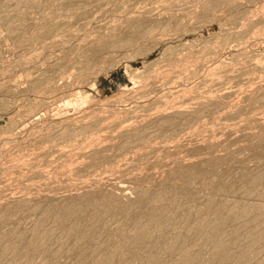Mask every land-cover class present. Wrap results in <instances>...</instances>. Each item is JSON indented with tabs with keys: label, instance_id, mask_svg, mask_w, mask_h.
<instances>
[{
	"label": "rangeland",
	"instance_id": "1",
	"mask_svg": "<svg viewBox=\"0 0 264 264\" xmlns=\"http://www.w3.org/2000/svg\"><path fill=\"white\" fill-rule=\"evenodd\" d=\"M262 189L264 0H0V240L31 243L58 206L86 207L70 221L87 234L67 247L56 234L32 264H177L194 250L202 264L251 207L227 264L253 235L247 264H264ZM112 201L91 225V204ZM154 211L163 231L125 244ZM211 217L227 230L197 225Z\"/></svg>",
	"mask_w": 264,
	"mask_h": 264
},
{
	"label": "bare ground",
	"instance_id": "2",
	"mask_svg": "<svg viewBox=\"0 0 264 264\" xmlns=\"http://www.w3.org/2000/svg\"><path fill=\"white\" fill-rule=\"evenodd\" d=\"M200 169V168H199ZM255 178V177H254ZM252 180H254V179H252ZM256 180V179H255ZM254 180V181H255ZM250 181V180H249ZM256 181H258V180H256ZM256 181H255V183H256ZM253 183L254 182H252L251 183V185H250V190H253ZM260 185V184H259ZM255 186V185H254ZM256 189V188H255ZM262 191V193H261V195L262 196H264V189H262L261 190ZM260 195V194H259ZM158 199H160V200H165V198L166 197H164L163 195H160L159 197H157ZM169 198V197H168ZM173 198V197H172ZM264 198V197H263ZM96 199V198H95ZM176 199V198H175ZM87 200V199H86ZM159 200V201H160ZM179 200V199H178ZM261 200V199H260ZM88 202H90L89 200H87ZM158 201V202H159ZM227 201V200H226ZM87 202V203H88ZM96 202V201H95ZM157 202V201H156ZM171 202H173V203H171ZM171 202H167L168 203V206H171V204H174V206H175V200L173 199ZM86 203V202H85ZM84 203V204H85ZM115 203V202H114ZM114 203H113V201L112 202H110V203H105V204H94L93 203V205L91 204V206L90 207H92L94 210H95V215L93 216V220H92V223H91V225L92 224H95V225H97V224H99L98 222L100 221V220H102V218L105 216V215H107L108 213H109V211H110V209H111V205H114ZM164 203V202H163ZM161 204V206H162V208L164 207V205L165 204ZM89 204V203H88ZM149 204H152V203H149ZM154 204V203H153ZM177 204H181V202L180 203H177ZM213 204V203H212ZM211 204V205H212ZM238 205V204H237ZM150 206H152V205H150ZM158 206V205H157ZM179 206V205H178ZM155 207V206H154ZM166 207V206H165ZM180 207V206H179ZM241 207V206H240ZM84 208H86V207H81L80 206V204H79V202H77V201H74V202H68V203H66V204H64V205H61V206H58L57 208H55L54 209V211L52 212V213H50V214H48L47 216H46V218L44 219V220H41V221H39V222H37L35 225H34V227L32 228V232H33V239H32V241H30L31 243H28L23 237L22 238H18V239H16V238H14L13 236H11V235H8L6 238H4V239H2V240H0V260L1 259H3V258H5V257H10V256H13V257H16V258H18L19 259V261H20V263L21 264H32L33 263V258L36 256V255H38V254H40V253H42L43 252V246H45L44 244L45 243H49V241H51L52 239L54 240V237H56V234H58L59 235V242L62 244V246H64V247H67V246H69V243H71V242H73V243H75V241H78V240H81L87 233H86V231H82L81 229H79V226L78 225H80L79 223H78V225L77 224H72V222H73V220H72V222L70 221L72 218H73V216L75 215V213H81L80 211L81 210H83ZM115 208V207H114ZM152 208V207H151ZM158 208V207H157ZM156 208V209H157ZM170 208V207H169ZM172 208H174V207H172ZM172 208H170V209H172ZM178 208V207H177ZM176 208V209H177ZM156 209H154V210H156ZM161 209V208H160ZM164 209V208H163ZM170 209H168V210H170ZM180 210H182V208H179ZM212 209H213V207H212ZM34 210V209H33ZM88 210H89V212H90V210H91V208H88ZM132 210V209H131ZM130 210V211H131ZM229 210V209H228ZM164 211V210H163ZM166 211H167V209H166ZM209 211V210H208ZM86 212V211H85ZM89 212H86V213H89ZM151 212V211H150ZM149 212V213H150ZM168 212V211H167ZM254 212H255V209L253 208V207H251V208H238L237 210H235V219H233V220H235V224H234V226L230 229V230H228V235H226V237L227 236H229V239H232L231 241L228 239L227 241L226 240H219V239H215L216 241H215V243H214V248H213V252L211 253V256H210V260L209 261H207L206 260V262L204 261V263H202V264H227V260H229V258L231 257V254H232V248L235 246V247H237V246H240L241 244H238L239 242H237L238 240H236V239H233V238H235V236L237 235V232H240V231H238L240 228H241V226L244 224V221L246 220V219H248L250 216H252L253 214H254ZM91 213V212H90ZM154 213H155V211H154ZM169 213V212H168ZM171 213V212H170ZM260 213H262V212H260ZM126 214H127V212H126ZM151 214V216L147 219V218H145L144 220L146 221V222H142V219L140 220L142 223H140V224H142V225H139V227H137L138 228V230L136 231L135 229V231H136V233H134L133 235H131V236H128L127 238H126V242H125V244L127 243V242H130V244L131 245H134V246H136V245H138L141 241H143V240H145V239H147V238H149V237H152L155 233H156V231H158L159 230V228H160V223H161V220H163L162 219V217H163V214H162V212H157V213H155L154 215H153V213H150ZM84 215H85V213H84ZM89 215V214H88ZM93 215V214H92ZM91 215V216H92ZM164 215H166V214H164ZM189 215V214H188ZM234 215V214H233ZM257 215V214H256ZM148 216H149V214H148ZM190 216V215H189ZM211 216V215H210ZM215 216V215H214ZM144 217V216H143ZM178 216L176 215V217L175 218H177ZM222 217V216H221ZM224 217V216H223ZM76 218V217H75ZM106 218H107V216H106ZM129 218V217H128ZM182 218V217H181ZM215 218H216V216H215ZM256 218V217H255ZM261 218V217H260ZM88 219V218H87ZM137 219V218H136ZM185 219V218H184ZM186 219H188V218H186ZM67 220H69L70 221V224H67L66 223V221ZM89 220V219H88ZM91 220V219H90ZM143 220V221H144ZM176 220H178V219H176ZM189 220V219H188ZM187 220V221H188ZM202 220V219H201ZM256 220V219H255ZM3 221H5V219H4V217L3 218H0V222L2 223ZM8 221V220H7ZM105 221V220H104ZM104 221H102V222H104ZM136 221H139V220H136ZM180 221V220H179ZM190 221V220H189ZM192 221H194V219L192 220ZM191 221V222H192ZM228 220L227 219H212V217L211 218H209V219H207V220H205V221H200V222H198V226L199 225H202V224H204V223H206V224H208V225H210L211 226V228H213V230H216V231H220L221 232V230H223V229H226V225H227V222ZM262 221H264V219H262ZM261 221V222H262ZM258 222V221H257ZM69 223V222H68ZM97 223V224H96ZM167 223V222H166ZM101 224H103V223H101ZM134 224V223H133ZM132 224V225H133ZM233 224V223H232ZM231 224V225H232ZM30 225V224H29ZM187 225H191L190 224V222H189V224H187ZM228 225H229V223H228ZM254 225H255V223H254ZM137 226V225H136ZM262 226V225H261ZM86 227V226H85ZM93 228H94V226H92ZM97 227V226H96ZM95 227V228H96ZM101 227V226H100ZM186 227H188V226H186ZM228 227V226H227ZM254 227H258V226H254ZM8 228V227H7ZM84 228V227H83ZM87 228H88V226H87ZM94 228V229H95ZM98 228H99V225H98ZM131 228V227H130ZM19 229V228H18ZM17 229V230H18ZM85 229V228H84ZM92 229V228H91ZM93 229V230H94ZM194 229V228H193ZM196 229V228H195ZM252 229V228H251ZM28 230H31V229H28ZM99 230V229H98ZM227 230V229H226ZM249 230V229H248ZM253 230H255V229H253ZM252 230V231H253ZM27 231V230H26ZM89 231V230H88ZM95 232H96V229L94 230ZM93 231V232H94ZM160 231V233H161V231H163V230H159ZM22 232V231H21ZM24 232V231H23ZM98 232V231H97ZM101 232V231H100ZM199 232V231H198ZM197 232V233H198ZM203 232H204V230H203ZM8 233V232H7ZM10 233V232H9ZM15 233V232H14ZM89 233V232H88ZM182 233H184V232H182ZM186 233H188L187 231H186ZM202 233V232H201ZM201 233H199L200 235H201ZM207 233V232H206ZM28 234V233H27ZM92 234V233H91ZM94 234H96V233H94ZM159 234V233H158ZM179 234V233H178ZM181 234V233H180ZM225 234V233H224ZM258 234V233H257ZM17 235V234H16ZM23 235V234H22ZM25 235V234H24ZM89 235V234H88ZM238 235H240V234H238ZM263 235H264V233H263ZM90 236V235H89ZM204 236V235H203ZM211 236V235H210ZM213 236H215V235H213ZM241 236V235H240ZM5 237V236H4ZM18 237V236H17ZM29 237H30V235H29ZM92 237V236H91ZM122 237L123 236H121V240H122ZM168 237V236H167ZM198 237V236H197ZM217 237V236H216ZM256 237L257 236H255V235H253L252 237H251V242L248 244V246L246 247V249L244 250V249H242L241 248V252H240V254L238 255V257H236L235 258V262H237L236 264H247V263H249V260H250V257L251 256H254L255 254H257L258 253V249H257V245L256 244H254V242H255V240H253L254 238L256 239ZM57 238H58V236H57ZM182 238V237H181ZM30 239V238H29ZM90 239V238H89ZM165 239V238H164ZM163 239V240H164ZM240 239V238H239ZM86 240V239H85ZM88 240V239H87ZM118 240V239H117ZM187 240V239H186ZM208 240V239H207ZM210 240V239H209ZM243 240V239H242ZM90 241V240H89ZM167 241V240H166ZM183 241V240H182ZM240 241V240H239ZM11 242H13V244L11 243ZM58 242V241H57ZM212 242V241H211ZM242 242V241H241ZM72 243V244H73ZM166 243V242H165ZM168 243V242H167ZM244 243V242H243ZM120 244V243H119ZM177 244H178V240H177V238H172L171 240H170V242H169V244H168V247L166 248V250H172V249H174L175 247L177 248ZM212 244V243H211ZM75 245V244H74ZM162 245V244H161ZM164 245H166V244H164ZM186 245V244H185ZM213 245V244H212ZM244 245V244H243ZM246 245V244H245ZM73 246V245H72ZM79 246V245H78ZM75 247V246H74ZM118 248L119 247H121L122 248V246H117ZM166 247V246H165ZM187 247H188V245H187ZM206 247V246H205ZM242 247V246H241ZM245 247V246H244ZM83 248V250H84V247H82ZM99 248V247H98ZM118 248H117V250H115L114 252H113V256L114 257H120L121 256V254L123 253V252H121V250H120V248H119V250H118ZM240 248V247H239ZM65 250H66V248H64ZM68 250H69V247H68ZM70 250H71V248H70ZM76 250H78V248L76 247ZM75 250V251H76ZM82 250V249H81ZM122 250H123V248H122ZM158 250H159V248H158ZM185 250H186V248H185ZM72 251V250H71ZM85 251V250H84ZM209 251V250H208ZM236 251V250H235ZM237 251H239V250H237ZM237 251H236V254H237ZM79 252V251H78ZM78 252H75V254H77ZM81 252V251H80ZM172 253H173V250H172ZM175 253V252H174ZM183 253V252H182ZM198 252H196V250H194V251H191V254H189V255H187L186 257H184V258H182L181 260H178L177 261V264H192L193 262H195L196 261V254H197ZM233 253H235V252H233ZM73 254V253H72ZM165 254H167V253H165ZM206 254V253H205ZM71 255V254H70ZM133 254H131V256H132ZM210 255V254H209ZM234 255V254H233ZM69 256V255H68ZM78 257V258H77ZM77 260H78V262L79 261H82V263H83V261H84V255L83 254H78L77 255ZM118 257V258H119ZM129 257V256H128ZM152 257V256H151ZM157 257V256H156ZM232 257H234V256H232ZM103 258V257H102ZM131 258V257H130ZM176 258V257H175ZM200 258V257H199ZM254 258H255V256H254ZM128 259V258H127ZM134 259H136V258H134ZM6 260V259H5ZM52 260V259H51ZM164 260V259H163ZM200 260V259H199ZM103 261H105V260H102V259H100V260H98L97 262H94V263H91V264H105V262L103 263ZM198 261V260H197ZM85 262V261H84ZM200 262H202V260H200ZM200 262H199V264H200ZM234 262V263H235ZM14 263V262H13ZM51 263V262H50ZM108 263V262H107ZM128 263V262H127ZM78 264V263H77ZM134 264V263H133Z\"/></svg>",
	"mask_w": 264,
	"mask_h": 264
}]
</instances>
